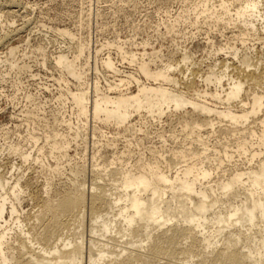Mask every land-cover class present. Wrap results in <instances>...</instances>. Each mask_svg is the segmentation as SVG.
<instances>
[{"label": "bare ground", "instance_id": "obj_1", "mask_svg": "<svg viewBox=\"0 0 264 264\" xmlns=\"http://www.w3.org/2000/svg\"><path fill=\"white\" fill-rule=\"evenodd\" d=\"M179 3L174 14L170 3L160 10L166 34L180 36L181 24L231 26L244 46L264 32V0ZM81 6L77 27L86 31L93 6ZM52 32L65 48L33 52L55 73V107L47 119L45 104L27 95L24 132L9 143L3 131V149L20 164H11L17 174L0 173V264H264V54L209 42L210 54L225 52L243 70L215 61L204 71L183 49L148 53L147 40L93 47L88 33ZM16 50L0 66L27 71ZM149 139L159 146H145ZM26 164L43 179L29 194L31 181L18 173ZM26 194L38 205L32 222L20 209Z\"/></svg>", "mask_w": 264, "mask_h": 264}, {"label": "rangeland", "instance_id": "obj_2", "mask_svg": "<svg viewBox=\"0 0 264 264\" xmlns=\"http://www.w3.org/2000/svg\"><path fill=\"white\" fill-rule=\"evenodd\" d=\"M87 1L88 0H0V57L4 60L8 49L10 47H15L17 50L15 51L14 59L17 63L26 64V68L28 69L27 71L17 73L16 71H8L5 67H1L3 64L0 66L2 68V70H0V135L3 134L1 135L2 137L0 136V173L3 175L6 174L5 177H9L10 173L17 174V171H11V164H20L19 158L9 155L8 152L6 153L5 149L10 143V140H17V134L19 132H24V127H19L21 126L19 111L24 105L28 106L25 97L27 95L33 96V104L36 103L37 106H43L45 104L44 111L47 113H44V115L47 119H49V114L55 107L53 100L57 93L53 78L55 73H53L50 68L49 70L48 68H43L38 62L37 54L33 52L35 47L39 44L45 45L46 51L50 53L56 52L59 47L65 48L66 45L59 43L61 39L52 32V28L67 27L76 33L80 31L81 34H78L82 38L86 37L88 33L92 44L97 41L99 42L95 43L93 47L107 40H118L123 42L131 40L132 43L136 44L148 41L147 43L150 46L148 45L145 48L146 52L150 53L152 52L151 50L154 49V51H160L163 56L174 53L176 49L179 51L183 49L191 53L196 62L199 61L200 70L204 71L208 65L214 64L215 61L218 64L221 61L227 62L231 67L236 68L237 71L239 70L238 72H240V70L242 72L243 70L238 60L225 52L210 54L211 47L209 42H213V47L218 48L229 41L231 44L234 43V46H236L240 53L244 51L251 53L253 51V54L258 53L256 55H260L261 52L264 54V32L262 34V31L258 32V38L256 36L250 38L246 41L244 46L234 40L233 35L237 32V29L231 26L226 28L218 26L214 28L204 25L202 28H191L181 24L176 27V30L181 33L180 36L177 35L176 37V34H166L162 26V21L165 20L166 16L163 13L160 14V10H162L166 4L169 6L170 3V11L174 14L175 11L178 10L179 1L181 0H89L93 7L91 16L89 15L90 21L85 25H90V27L89 30L81 31L78 30L77 27L79 24L78 11L82 7V3ZM167 1L169 2L167 3ZM111 2H113L115 6ZM96 7L98 9L97 12L100 11L97 13L100 14V17L98 16L97 18L95 16ZM118 9H121V11L117 13L113 12V10L117 11ZM78 34H76V37H80ZM138 47L137 49L133 48V50L142 52V47L140 45H138ZM246 48H249V50ZM104 53H106V51H104L103 54ZM111 53L114 54L113 51ZM126 67L127 66H125V68ZM262 69H264L263 63ZM188 78L192 77L189 76ZM194 78L197 79H195L197 82L199 81L198 77L195 76ZM17 124L18 131L15 128ZM19 129H22V131ZM3 131L7 133V136L10 133L8 137L9 143L7 142L6 144L7 146L5 145L7 139L4 140L5 133ZM89 132L90 131L87 133ZM84 144L87 147L86 158L88 160L86 164L88 170H90V155L92 154L93 148L91 132ZM144 145L159 146L156 139H149ZM4 146L5 149H3ZM120 146L121 143H119V148H121ZM82 147V144L79 142V149ZM72 149H70V155L75 154V152H73L74 149ZM77 151L79 154L80 150ZM107 151H104V154L110 152L109 149ZM28 167L27 164L24 165L21 169L22 171L19 170L18 173L24 172V178L31 181L32 187L40 185L43 179L38 177L35 173L36 169L34 168L36 167L33 166L27 169ZM67 175L68 173L54 178V184L56 182L55 186L57 185L56 188H61L62 183V185H64L67 180ZM88 180L89 177L87 178V181ZM34 187L30 188L27 194L32 192ZM27 194L21 202L20 209L24 215L28 214L27 217H30L29 219L32 218L30 220L32 222L33 216L38 211V205L29 201ZM85 216V239H88L87 230L89 228V216L87 214Z\"/></svg>", "mask_w": 264, "mask_h": 264}]
</instances>
